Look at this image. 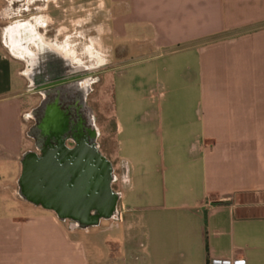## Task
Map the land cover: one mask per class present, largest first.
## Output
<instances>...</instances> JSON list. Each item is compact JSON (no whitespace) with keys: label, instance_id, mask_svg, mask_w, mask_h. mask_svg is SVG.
<instances>
[{"label":"crops","instance_id":"obj_1","mask_svg":"<svg viewBox=\"0 0 264 264\" xmlns=\"http://www.w3.org/2000/svg\"><path fill=\"white\" fill-rule=\"evenodd\" d=\"M99 13L98 52L110 33L123 52L112 68L135 57L125 74L146 71L164 89L157 103L142 94L140 111L116 110L120 163L98 137L120 194L117 216L92 225L110 222L109 249L89 255L92 226L20 195L34 144L26 79L0 45V193L10 199L0 203V264H264V0H108ZM159 141L168 185L151 178Z\"/></svg>","mask_w":264,"mask_h":264},{"label":"rangeland","instance_id":"obj_2","mask_svg":"<svg viewBox=\"0 0 264 264\" xmlns=\"http://www.w3.org/2000/svg\"><path fill=\"white\" fill-rule=\"evenodd\" d=\"M78 9L84 11H107L108 0H0V45L4 50L5 47L1 43V38L6 28L15 25L19 22L29 21L31 17L36 18V24L40 26L41 30H53L44 34L46 40H48L53 34V43L57 48H61L64 52L72 55H84L89 60V55H94L98 61H88V65L95 67L96 70H101L103 65L104 56L102 54L107 52L105 46H102L101 53H99V46H93L91 43H83V40L79 37V33L74 31L77 28L79 20L71 11H77ZM37 11V12H35ZM70 13V15H69ZM40 16V17H37ZM73 16V17H71ZM54 45V46H55ZM7 51V50H6ZM140 58V57H139ZM138 60L134 57H123L119 71L117 67L110 72H106L101 75L98 82L93 85V92L89 97V102L94 106L96 123L98 127V134L102 146V150L108 156L109 160L117 165L120 163L119 153L117 151L118 137L114 131V115L116 110L118 112L126 107L132 106L133 109L141 110L144 104L139 100L142 94H148L157 103L164 93L162 83L154 75H149L148 72L143 71L142 76L132 79V76L128 73L125 74L126 64L132 61ZM140 66H146V64H137ZM121 73V76L119 74ZM137 88L139 90L138 96L132 95V89ZM26 86H24L25 92L22 96V101L27 104L26 112L24 113V122L29 119V108L37 101L38 97L31 94ZM118 106V107H117ZM149 129L157 134V124L149 126ZM159 140V139H158ZM28 141V140H27ZM28 143H30L28 141ZM32 143V142H31ZM157 144L155 150V159L151 163V178H158L159 180H165L166 184H169L168 171H165V165L163 162L162 146L160 141ZM165 177V179H164ZM9 202L8 192L0 193V203ZM1 211V209H0ZM149 214V213H148ZM146 212L136 213H123V217L126 221H129L132 217L137 215H148ZM110 222L104 221L100 226L90 227L89 235H83L82 239L86 244V250L89 255L94 251L100 253H106L109 249L104 245L103 241L109 237ZM106 237V238H105Z\"/></svg>","mask_w":264,"mask_h":264},{"label":"flooded vegetation","instance_id":"obj_3","mask_svg":"<svg viewBox=\"0 0 264 264\" xmlns=\"http://www.w3.org/2000/svg\"><path fill=\"white\" fill-rule=\"evenodd\" d=\"M71 12H73L74 15L75 13L77 14L76 18L79 20V23L74 31L77 30L79 33V37L83 40L82 44H93L95 40L100 38V33L98 31L101 18L100 11L95 10L87 12L78 9L77 11ZM27 22L33 26L37 35L52 51H40L38 47L30 43L28 49L32 54L31 58L25 59L15 56L11 51V47L5 43V34L9 27L4 31L1 43L12 57L20 61L27 88H29L28 90L31 94L38 97L29 111V133L34 141L33 150L31 151L32 154H34L36 158H39L47 149V153L50 156L51 154L54 155L53 150L57 148L59 136H44L40 134V129L45 124V110L54 106L66 116L69 125H79L83 129L96 128L97 136L94 141L98 149V127L94 106L89 102V97L94 90L93 85L98 82L101 75L112 71L113 68L110 62L114 61L119 54L122 55L123 52L112 42L110 33H105L103 35L104 41L102 42L103 46L108 48L107 52L102 54L104 56V61L102 63L105 66L101 70L95 71V67L88 65V61H98L94 55H89V60H87L84 55L75 56L66 53L61 48H57L53 43L55 39L53 38V34L46 40L47 37L41 33V31H43L44 34L49 31L53 33L52 29L49 28L47 31L41 30L40 26L36 24L35 17H31ZM107 27H109L108 23ZM43 141L48 142L46 148L43 145ZM62 144L65 150L73 153L80 145L78 137L73 135L65 136ZM76 154L78 159L85 157L80 151H77ZM43 200L44 199H40L36 202L44 204ZM45 205L52 206L49 203Z\"/></svg>","mask_w":264,"mask_h":264},{"label":"water","instance_id":"obj_4","mask_svg":"<svg viewBox=\"0 0 264 264\" xmlns=\"http://www.w3.org/2000/svg\"><path fill=\"white\" fill-rule=\"evenodd\" d=\"M45 124L40 129L44 136H59L51 156L44 151L36 158L32 153L22 158L20 195L32 202L44 199L59 215H71L80 220L76 226L86 228L101 218L116 214L117 198L111 192L112 167L95 144L96 128L71 126L57 108L45 110ZM77 136L79 147L65 150V136ZM46 148L48 142L43 141ZM77 151L85 157L78 159ZM60 211V213H59Z\"/></svg>","mask_w":264,"mask_h":264},{"label":"bare ground","instance_id":"obj_5","mask_svg":"<svg viewBox=\"0 0 264 264\" xmlns=\"http://www.w3.org/2000/svg\"><path fill=\"white\" fill-rule=\"evenodd\" d=\"M5 43L11 47V51L15 56L25 59L32 57L28 49L30 43L38 47L40 51H52L27 21L10 26L5 34Z\"/></svg>","mask_w":264,"mask_h":264},{"label":"built area","instance_id":"obj_6","mask_svg":"<svg viewBox=\"0 0 264 264\" xmlns=\"http://www.w3.org/2000/svg\"><path fill=\"white\" fill-rule=\"evenodd\" d=\"M211 264H244V259L243 258H236L233 259L232 261L230 260H211Z\"/></svg>","mask_w":264,"mask_h":264},{"label":"trees","instance_id":"obj_7","mask_svg":"<svg viewBox=\"0 0 264 264\" xmlns=\"http://www.w3.org/2000/svg\"><path fill=\"white\" fill-rule=\"evenodd\" d=\"M112 176H113V175H112ZM113 178H114V176H113ZM110 189H111V192L115 194V196H116V198H117V202H118L120 194L117 193V192H115V191L113 190L112 186L110 187ZM115 216H117V211H116ZM96 224H97V223H96ZM96 224H94V225H96ZM74 226L77 227L76 225H74Z\"/></svg>","mask_w":264,"mask_h":264}]
</instances>
